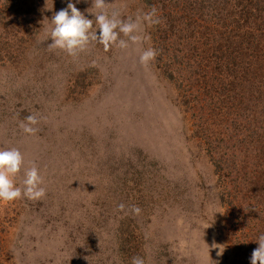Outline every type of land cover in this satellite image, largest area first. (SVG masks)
I'll list each match as a JSON object with an SVG mask.
<instances>
[{
	"label": "rangeland",
	"instance_id": "1",
	"mask_svg": "<svg viewBox=\"0 0 264 264\" xmlns=\"http://www.w3.org/2000/svg\"><path fill=\"white\" fill-rule=\"evenodd\" d=\"M14 1L4 9L5 0H0V148H17L23 155L17 186H22L27 169L38 168L41 186L54 193L58 203L51 210L55 221L47 229H57L53 230L56 235L47 237L46 231L37 233L38 226L32 222L14 224L0 237V261L12 264L19 257L23 264H62L50 262L49 257L66 240V229L78 223L74 208L97 209L95 203H101L106 194L116 197L127 192L118 199L130 200L129 190L136 194L145 181L140 176L144 164L154 169L152 157L170 171V178L177 179L179 173L188 183L173 188L187 202L179 207L165 197L149 201L146 207L141 192L137 194V202L145 206L144 221L151 220L147 237L156 240L146 250L145 264H245L235 255L230 226L232 208L243 206L238 198L234 202L228 190L227 171L215 169L206 143L193 135L196 118L180 102L175 84L161 74L156 57L146 66L139 61L144 50L155 49L157 36V43L165 45L156 33L158 28L142 24L141 41H129L124 49L114 45L105 50L93 42L85 51L69 56L50 47L48 39L50 19L68 0H21L20 5ZM105 2L104 11L124 21H135L148 12L143 0ZM93 5L94 0H79L76 7L94 19L99 10ZM207 30L198 27L191 38L189 31L181 32L185 42L194 46V50L188 46L187 53H202V49L219 53L214 48L217 38L213 40ZM120 38L128 39L123 34ZM162 51L163 59L173 55ZM176 62L173 55L171 64ZM29 115L38 120L34 135L20 127ZM141 154L147 159L140 161ZM151 174L157 187L160 173ZM4 204L0 202V219L7 220L12 212ZM251 205L257 213L264 211V197H255ZM27 211L28 218H33Z\"/></svg>",
	"mask_w": 264,
	"mask_h": 264
},
{
	"label": "trees",
	"instance_id": "2",
	"mask_svg": "<svg viewBox=\"0 0 264 264\" xmlns=\"http://www.w3.org/2000/svg\"><path fill=\"white\" fill-rule=\"evenodd\" d=\"M16 1L20 5L21 0ZM143 2L148 12L155 8L160 19L154 28H158L156 33L165 45H159L158 36L154 35L157 36L156 52L164 48L173 53L177 61L171 64L173 55L167 58V62L162 57L163 51L157 53L155 60L161 74L175 84L180 102L188 111H192L193 119L196 118L193 135L206 143L215 169L218 172L227 171L228 190L235 196L234 202L237 198L242 201L243 208H232L231 234L235 242V255L245 264H250L251 253L258 247L256 240L264 234V211L257 213L252 205L249 208V203L255 197H264V0ZM10 3L14 5L15 1L5 0L4 9ZM198 27L208 29L206 34L214 36L213 40L217 38L214 48L219 53H204L206 49H202V53H187L188 46L191 45L192 50L194 46L185 42L181 32L189 31L188 38H191ZM204 46H208L207 43ZM150 158L154 169L159 171L144 164L140 176L145 181L140 189L136 187L142 194L145 206L151 200L155 202L165 197L174 201L176 206L181 207V203L186 206L185 198L176 196L173 188L188 183L181 179L179 173L174 177L177 179L170 178V171L164 165L162 167L157 159ZM143 159L147 158L141 154L140 161ZM151 173H160L161 180L156 182L157 187L152 179L155 176H150ZM166 180L169 183H165ZM117 183L123 186L118 179ZM129 191L133 193L130 200L118 199L127 192L119 193L116 197L106 194L101 203H95L99 207L97 209L74 208L79 221L66 229V240L59 250L52 251L53 257L50 256L49 261L62 264H131L133 257L145 259L147 248L155 246L156 240L153 239L155 236L147 237L146 226L151 220L147 218L144 221L141 210L145 206L137 202L139 192L134 194L133 189ZM106 197L108 201L104 200ZM32 201L34 205L26 198L5 203L11 207L12 214H9L12 216L7 220L0 219V237L9 228H14V224L28 225L31 222L38 226L37 233L41 230L47 232V237L56 235L53 230L57 228L47 229L55 221L51 220V210L58 204L54 193L46 191L42 199ZM29 204L30 207H27ZM104 204L107 208H103ZM121 204L124 205L122 210L118 207ZM134 207H138L140 212L135 213ZM27 208L33 214L31 219L28 218ZM101 210L104 213H99ZM162 245L169 246L168 243ZM2 248L0 238V254ZM163 253L159 254L163 256ZM155 257H158L157 252ZM17 263L23 264L19 257L12 264ZM0 264L5 262L0 261Z\"/></svg>",
	"mask_w": 264,
	"mask_h": 264
},
{
	"label": "clouds",
	"instance_id": "3",
	"mask_svg": "<svg viewBox=\"0 0 264 264\" xmlns=\"http://www.w3.org/2000/svg\"><path fill=\"white\" fill-rule=\"evenodd\" d=\"M77 3L79 0L75 2L68 0L67 6L57 11L50 19L52 28L48 37L51 39L49 46L60 49L69 56L85 51L93 42L103 45L105 50L114 45L121 49L127 48L129 41L134 44L141 41L142 38L138 33L142 24L160 23L155 8L137 17L135 21L131 19L124 21L119 19L116 13L109 15L104 11L105 0H94L93 6L99 11L95 13L94 19H89L76 7ZM121 34L128 39H121ZM156 55L155 49L148 48L139 56V61L146 66L155 59ZM37 123V117L29 115L20 127L24 133L34 135L38 129L33 125ZM23 163L24 158L19 149L0 148V202H12L20 198L40 200L45 196V188L41 186L43 178L35 165L25 171L22 186H17L15 177ZM118 207L122 210L124 205ZM133 211L139 213L140 209L134 207ZM256 241L258 247L251 253L250 264H264V234H261ZM131 264H145V260L143 257H133Z\"/></svg>",
	"mask_w": 264,
	"mask_h": 264
}]
</instances>
